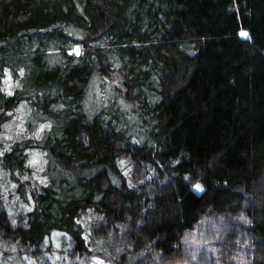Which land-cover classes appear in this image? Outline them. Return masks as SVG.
Returning <instances> with one entry per match:
<instances>
[{
    "label": "trees",
    "instance_id": "obj_1",
    "mask_svg": "<svg viewBox=\"0 0 264 264\" xmlns=\"http://www.w3.org/2000/svg\"><path fill=\"white\" fill-rule=\"evenodd\" d=\"M22 101L28 126L47 128L0 166L17 182L34 147L48 181L14 224L0 202L1 240L36 248L60 232L81 256L77 219L94 211L96 230L128 237L126 258L212 264L189 260L184 236L221 219L222 264H264V0H0V127ZM238 231L250 249L234 257Z\"/></svg>",
    "mask_w": 264,
    "mask_h": 264
},
{
    "label": "rangeland",
    "instance_id": "obj_2",
    "mask_svg": "<svg viewBox=\"0 0 264 264\" xmlns=\"http://www.w3.org/2000/svg\"><path fill=\"white\" fill-rule=\"evenodd\" d=\"M79 52V46H73L70 51L71 54L76 55L80 54ZM113 78V82L120 85V77L114 75ZM1 79V90L5 96H12L19 88V80L13 79L8 70H5ZM107 91V88L100 89L99 94L102 96V93L105 94ZM7 114L11 115L10 118L0 127V155L7 152L14 142L38 139L48 125L42 123L28 126L29 108L25 101L19 103ZM25 154L27 169L23 175L15 177L18 180L17 182L0 166V202L4 204L7 214H9L10 223L13 224L17 221V218L19 219L32 209L31 196L41 191L40 189L48 181L44 173L47 165L45 152L31 147V149L26 150ZM127 162L126 159H122L118 163L123 174L126 173V170L129 173L131 171V164ZM156 180L160 183L163 181V177L158 174ZM189 183L195 190L201 188L200 186L197 188L198 184L196 185L192 179L189 180ZM99 220L100 217L94 211L81 213L77 219V222L84 228L88 247L87 254L78 256L72 250L73 245L67 236L60 232H52L51 236L36 248L20 247L16 242L12 243L0 238V264H158L156 256L152 255L151 252L141 251L138 255H128L126 258L125 254L128 253L131 244L128 237L117 238L118 236L113 232L114 229L110 227H106L107 229L103 233L96 230ZM125 228L127 229L126 226ZM125 228L124 230L123 228L122 230L118 229L119 236L124 235ZM227 228L221 225V219L213 221L205 218L201 226L195 227L193 231L187 233L184 236L185 242L183 245L184 252H186L189 260L200 259L203 262L222 264L224 256L226 260L228 252L231 250L224 249L218 240H221L220 236L223 238L224 231H227ZM245 234L238 231L236 235L234 251L237 252H233L234 257H238L244 252L247 254L250 239ZM106 236L116 238V242L111 245V248H109L110 244L105 239ZM123 256L125 257L124 261L121 259Z\"/></svg>",
    "mask_w": 264,
    "mask_h": 264
},
{
    "label": "snow or ice",
    "instance_id": "obj_3",
    "mask_svg": "<svg viewBox=\"0 0 264 264\" xmlns=\"http://www.w3.org/2000/svg\"><path fill=\"white\" fill-rule=\"evenodd\" d=\"M241 35H245V36H246V35H247V33H241ZM197 188H199V185H197Z\"/></svg>",
    "mask_w": 264,
    "mask_h": 264
}]
</instances>
